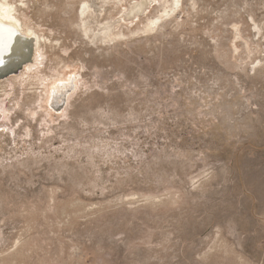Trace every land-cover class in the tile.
Instances as JSON below:
<instances>
[{
	"label": "rangeland",
	"instance_id": "rangeland-1",
	"mask_svg": "<svg viewBox=\"0 0 264 264\" xmlns=\"http://www.w3.org/2000/svg\"><path fill=\"white\" fill-rule=\"evenodd\" d=\"M18 13L39 39L0 77V264H264V0Z\"/></svg>",
	"mask_w": 264,
	"mask_h": 264
},
{
	"label": "bare ground",
	"instance_id": "bare-ground-1",
	"mask_svg": "<svg viewBox=\"0 0 264 264\" xmlns=\"http://www.w3.org/2000/svg\"><path fill=\"white\" fill-rule=\"evenodd\" d=\"M18 2L0 0V73L14 69L26 61L38 44L36 41L39 37L22 22L18 13V7L24 6V0ZM179 2L180 0H172V6H177ZM84 12L82 9L80 16Z\"/></svg>",
	"mask_w": 264,
	"mask_h": 264
},
{
	"label": "water",
	"instance_id": "water-1",
	"mask_svg": "<svg viewBox=\"0 0 264 264\" xmlns=\"http://www.w3.org/2000/svg\"><path fill=\"white\" fill-rule=\"evenodd\" d=\"M12 70H14V69H10V70H8V71L5 72V73H0V77H3L4 75H6V74L12 72Z\"/></svg>",
	"mask_w": 264,
	"mask_h": 264
}]
</instances>
